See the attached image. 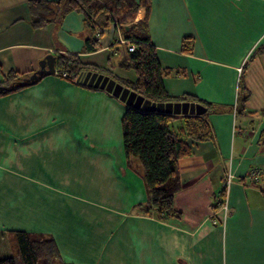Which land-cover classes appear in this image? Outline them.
Instances as JSON below:
<instances>
[{
	"label": "crops",
	"instance_id": "0c3cea01",
	"mask_svg": "<svg viewBox=\"0 0 264 264\" xmlns=\"http://www.w3.org/2000/svg\"><path fill=\"white\" fill-rule=\"evenodd\" d=\"M28 1L0 0V82L29 75L48 54L74 56L95 79L82 85L55 66L0 97L1 254H12L8 233L24 232L53 239L65 264H264V179L256 187L245 180L264 167V51L255 54L264 46V0H144L148 11L137 10L134 23L145 18L168 73L171 99L162 103L178 104L179 117L201 115L213 135L182 136L191 152L177 163L178 215L168 217L149 206L141 165L123 152L130 106L120 96L136 76L114 43L121 30L104 29L87 52L81 13L34 29ZM182 126L177 119L170 128Z\"/></svg>",
	"mask_w": 264,
	"mask_h": 264
},
{
	"label": "trees",
	"instance_id": "16d2710c",
	"mask_svg": "<svg viewBox=\"0 0 264 264\" xmlns=\"http://www.w3.org/2000/svg\"><path fill=\"white\" fill-rule=\"evenodd\" d=\"M141 6H145L146 12L148 11L144 0L138 3L134 0L28 1L31 26L34 29L47 24H58L67 12L81 13L84 25L90 31L89 38L85 39L87 52L98 47V42L93 38L94 29H106L115 21L122 36L135 45V50L127 54L126 67L133 70L136 77L133 82L126 81L124 85L153 102H168L171 98L162 84L163 76L168 73L160 68L155 48L150 43L147 22L144 18L134 23ZM263 51L264 46L258 48L255 54ZM74 58L56 57V67L58 73H65L67 79L77 82V77L86 66L80 65ZM88 68L90 67H86ZM23 77L26 76L9 73L0 82V97L30 86L20 81ZM190 99L197 100L193 97ZM239 103L243 104L244 99L239 97ZM177 119L183 121L178 133L170 128L171 123ZM121 133L125 157L137 159L143 170L149 206L162 217L178 215L173 207V197L181 189L176 175L177 163L191 152L182 136L193 141L212 140L213 135L205 119L201 115L179 117L160 112H141L128 107L121 118ZM8 235L13 246L12 254L0 258V264H65L59 263V252L53 239L24 232H10Z\"/></svg>",
	"mask_w": 264,
	"mask_h": 264
},
{
	"label": "water",
	"instance_id": "95a60500",
	"mask_svg": "<svg viewBox=\"0 0 264 264\" xmlns=\"http://www.w3.org/2000/svg\"><path fill=\"white\" fill-rule=\"evenodd\" d=\"M55 66H56V56L52 54H48L44 56L38 62L37 70L32 72L30 75L21 78L20 81H22L23 83H26L27 85H33L38 80V78L54 74L56 72ZM94 79H95V75H92L90 71H87V72L80 73V75L77 77V82L82 85H87V83L90 85L94 81ZM98 80L99 79H97V82ZM102 84L100 86H102ZM120 99L125 100L126 105L134 109H137L141 112L150 111V112H160V113H165V114H170V115L174 113L178 114V107H179L178 104L172 105L171 103L164 104V103L153 102L149 99H146L136 94L133 91L129 93L126 99L125 97H123V95L120 96ZM182 108H183V111H185L186 104H183Z\"/></svg>",
	"mask_w": 264,
	"mask_h": 264
},
{
	"label": "built area",
	"instance_id": "2783aa9c",
	"mask_svg": "<svg viewBox=\"0 0 264 264\" xmlns=\"http://www.w3.org/2000/svg\"><path fill=\"white\" fill-rule=\"evenodd\" d=\"M110 27L113 28L117 33L120 32L121 30L115 21H113L112 24H110ZM103 33H104V29L95 28L93 33V38L98 42ZM114 43L118 45H122L125 48L127 54L135 50V45L132 43V41L125 39L120 34L117 35ZM62 75L66 76L65 73H62ZM232 178L233 177L230 172H228L224 178L223 191L225 192L226 197L229 192V188L231 186ZM263 179H264V167H252L251 169H249V171L245 176L246 182L253 187H256ZM222 209L226 211L227 200L222 203Z\"/></svg>",
	"mask_w": 264,
	"mask_h": 264
},
{
	"label": "rangeland",
	"instance_id": "374dc122",
	"mask_svg": "<svg viewBox=\"0 0 264 264\" xmlns=\"http://www.w3.org/2000/svg\"><path fill=\"white\" fill-rule=\"evenodd\" d=\"M126 22H128V21H126ZM110 27V26H109ZM142 170V169H141ZM227 208H228V204H227ZM0 250H1V248H0ZM7 255H2L1 254V251H0V258H5Z\"/></svg>",
	"mask_w": 264,
	"mask_h": 264
}]
</instances>
